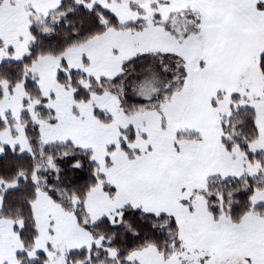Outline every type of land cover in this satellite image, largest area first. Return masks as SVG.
Instances as JSON below:
<instances>
[{
	"label": "snow or ice",
	"instance_id": "obj_1",
	"mask_svg": "<svg viewBox=\"0 0 264 264\" xmlns=\"http://www.w3.org/2000/svg\"><path fill=\"white\" fill-rule=\"evenodd\" d=\"M0 264H264V0H0Z\"/></svg>",
	"mask_w": 264,
	"mask_h": 264
}]
</instances>
